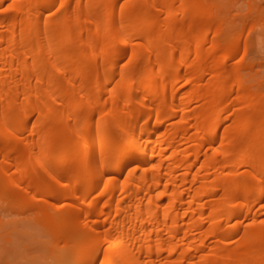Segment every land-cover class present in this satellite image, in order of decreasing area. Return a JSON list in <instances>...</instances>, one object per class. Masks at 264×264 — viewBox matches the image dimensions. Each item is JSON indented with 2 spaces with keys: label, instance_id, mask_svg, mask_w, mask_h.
Listing matches in <instances>:
<instances>
[{
  "label": "bare ground",
  "instance_id": "obj_1",
  "mask_svg": "<svg viewBox=\"0 0 264 264\" xmlns=\"http://www.w3.org/2000/svg\"><path fill=\"white\" fill-rule=\"evenodd\" d=\"M230 2L0 0V209L68 264H264V0Z\"/></svg>",
  "mask_w": 264,
  "mask_h": 264
},
{
  "label": "rangeland",
  "instance_id": "obj_2",
  "mask_svg": "<svg viewBox=\"0 0 264 264\" xmlns=\"http://www.w3.org/2000/svg\"><path fill=\"white\" fill-rule=\"evenodd\" d=\"M221 1L223 3L230 2V0ZM230 3H233L235 7L240 5V2L232 1ZM239 23V20H235L234 22L235 25H239ZM259 28L261 29L260 26L258 27V25H256L255 29L248 33V57H255L264 62V52H259L260 44L256 39V32ZM244 29H246V27ZM259 70L261 73L264 72V64L260 66ZM111 130L116 132L112 127ZM5 207V211L0 209V211L2 210L0 212V264L70 263L72 257L76 254L74 253L76 252L75 250H72V252L70 251V253L67 251L69 254L66 252L62 254L60 248L49 243L50 236L45 228L35 223L33 224L32 221L28 219L26 213L19 211L17 206L6 204ZM60 256L64 257L60 258ZM74 258L72 259L73 261ZM72 263L73 262H71V264Z\"/></svg>",
  "mask_w": 264,
  "mask_h": 264
}]
</instances>
